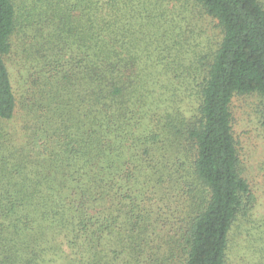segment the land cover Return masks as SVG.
<instances>
[{"label": "trees", "instance_id": "16d2710c", "mask_svg": "<svg viewBox=\"0 0 264 264\" xmlns=\"http://www.w3.org/2000/svg\"><path fill=\"white\" fill-rule=\"evenodd\" d=\"M253 94L260 0H0V264H224L251 202L231 104Z\"/></svg>", "mask_w": 264, "mask_h": 264}, {"label": "rangeland", "instance_id": "374dc122", "mask_svg": "<svg viewBox=\"0 0 264 264\" xmlns=\"http://www.w3.org/2000/svg\"><path fill=\"white\" fill-rule=\"evenodd\" d=\"M26 2V0H21ZM264 5V0H260ZM19 4V0H17ZM191 26L196 28L198 21L209 26L205 20L190 9L186 12ZM198 18V20H197ZM211 35H216L214 25L209 26ZM19 40V39H18ZM29 42L19 46L18 52L10 55L7 64L10 69L15 91L19 98L26 94L25 89L30 84V67L25 63V49ZM28 51V50H27ZM28 54V52H27ZM29 55V54H28ZM264 101L259 95H236L231 104L233 115V133L238 146L239 170L248 184L251 202L243 211L229 235L228 250L224 264H261L264 259ZM21 122L17 119L10 125L20 129ZM245 212V213H244ZM66 250V249H65ZM66 255V253H65ZM46 264H66V260Z\"/></svg>", "mask_w": 264, "mask_h": 264}]
</instances>
